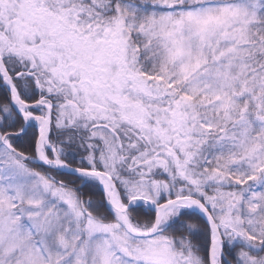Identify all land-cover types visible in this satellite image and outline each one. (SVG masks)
<instances>
[{
	"label": "snow or ice",
	"instance_id": "obj_1",
	"mask_svg": "<svg viewBox=\"0 0 264 264\" xmlns=\"http://www.w3.org/2000/svg\"><path fill=\"white\" fill-rule=\"evenodd\" d=\"M0 264H264V0H0Z\"/></svg>",
	"mask_w": 264,
	"mask_h": 264
}]
</instances>
